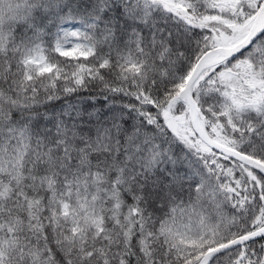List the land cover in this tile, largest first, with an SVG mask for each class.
I'll use <instances>...</instances> for the list:
<instances>
[{
    "label": "snow or ice",
    "instance_id": "6c2138e0",
    "mask_svg": "<svg viewBox=\"0 0 264 264\" xmlns=\"http://www.w3.org/2000/svg\"><path fill=\"white\" fill-rule=\"evenodd\" d=\"M0 264H264V0H0Z\"/></svg>",
    "mask_w": 264,
    "mask_h": 264
}]
</instances>
